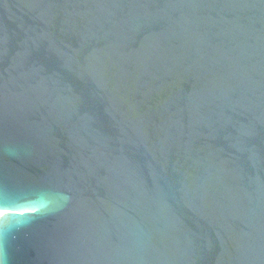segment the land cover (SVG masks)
<instances>
[{
  "label": "water",
  "instance_id": "water-1",
  "mask_svg": "<svg viewBox=\"0 0 264 264\" xmlns=\"http://www.w3.org/2000/svg\"><path fill=\"white\" fill-rule=\"evenodd\" d=\"M0 264H264V0H0Z\"/></svg>",
  "mask_w": 264,
  "mask_h": 264
},
{
  "label": "bare ground",
  "instance_id": "bare-ground-1",
  "mask_svg": "<svg viewBox=\"0 0 264 264\" xmlns=\"http://www.w3.org/2000/svg\"><path fill=\"white\" fill-rule=\"evenodd\" d=\"M2 214V212L0 211V215Z\"/></svg>",
  "mask_w": 264,
  "mask_h": 264
}]
</instances>
